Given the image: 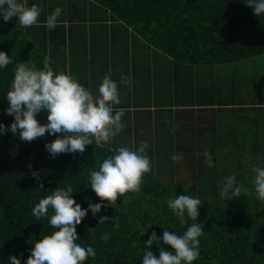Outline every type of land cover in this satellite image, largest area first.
Listing matches in <instances>:
<instances>
[{
	"label": "trees",
	"instance_id": "1",
	"mask_svg": "<svg viewBox=\"0 0 264 264\" xmlns=\"http://www.w3.org/2000/svg\"><path fill=\"white\" fill-rule=\"evenodd\" d=\"M245 2L28 0L29 6L34 3L42 9L36 25L25 28L16 17L5 22L0 16V51L13 60L0 69V124L7 129L13 122V117L6 114L9 107L6 94L17 63H34L40 69L48 56L54 72H65L62 56L68 51L74 60H80L76 75L81 79L78 82L87 87L86 70L81 65L92 52L86 42L82 43L85 47L72 43L65 21L72 24L114 19L131 30L135 50L153 49L172 60L175 67L212 68L264 55V16H254ZM57 7L62 13L57 18V27L49 30L46 18ZM196 74L195 82L199 84L210 75L207 71ZM251 74L241 68L231 70L226 78L212 85L216 88L215 96L207 92L211 89L209 84L205 88L206 109L212 113L215 106L225 108L232 106L227 103H234L242 107L247 101L254 102L249 104L255 112L253 125L243 124L244 115H240L235 128L238 138L233 131L222 137L191 139L195 148L184 146L181 137L168 139L161 149L163 153L151 155L154 166L144 174L140 192L118 197L114 206L105 201L100 212L93 216L89 211L76 227L77 243L96 250L95 257H89L83 264H142L144 245L153 232L158 238L164 230L182 235L193 223L186 216L188 223L180 225L167 207V200L179 195L201 201L195 223L203 224V234L199 238V257L193 264H264V201L254 193L242 192L238 198L226 201L219 196L224 177L234 174L237 184L251 187L252 166L264 167V132L258 130L260 125L264 129V100L259 98L260 85ZM36 119L41 125L46 124V111L38 113ZM125 120L126 113L122 123ZM131 133V127L126 126L109 143L87 145L84 153H63L54 158L44 146L56 139L55 135L45 133L32 142H24L19 138V130L16 134L11 131L0 134V264H9L10 256L25 264L34 241L55 231L47 217L37 220L31 211L50 191L71 185L72 198L82 209H87L89 203H101L91 190L89 169L98 170L115 148L133 149ZM220 145L228 146V150L219 148ZM205 151L212 157V167L205 162ZM174 154L182 159L174 162L171 159ZM33 172L39 174L38 179ZM100 217L109 220L99 225ZM105 234L109 238L102 240ZM161 248L171 251L162 240L149 250L158 257Z\"/></svg>",
	"mask_w": 264,
	"mask_h": 264
},
{
	"label": "clouds",
	"instance_id": "2",
	"mask_svg": "<svg viewBox=\"0 0 264 264\" xmlns=\"http://www.w3.org/2000/svg\"><path fill=\"white\" fill-rule=\"evenodd\" d=\"M245 5L252 9L254 16H264V0H246ZM41 11L34 3L29 6L28 0H0V16H3L5 22L16 17L21 27L36 25ZM61 13L62 9L57 7L47 16L45 24L49 30L57 27V18ZM12 63L9 55L0 51V69ZM50 65L51 58L48 56L44 58L40 69L34 63L16 64L10 90L6 94L9 105L6 114L13 117V122L7 129L0 124V134L6 131L16 134L19 130V138L24 142H32L45 133L55 135L57 138L44 146L54 158L63 153H84L85 146L106 144L123 131L126 125L122 123V117L126 109L113 108L121 101L118 83L111 78V73L103 77L97 87L98 95L94 96L71 74L54 72ZM119 85L131 91V77L121 76ZM41 111L47 113V123L43 125L36 119ZM147 148L146 141L140 142L135 150L128 147L115 148L113 154L99 164L98 170L89 169L91 190L101 203H89L87 209H82L72 198L74 190L71 185L55 188L40 199L32 208V215L37 220L47 217L48 224L55 231L34 241L25 264H83L89 257L94 258L96 250L93 247L77 243L76 227L89 211L93 216L100 212L105 201L114 206L118 197L141 191L144 174L151 171L150 158L145 153ZM203 155L208 167H212L209 152L205 151ZM171 159L176 162L182 157L174 154ZM252 171L254 177L251 187L237 184L234 174L224 177L219 191L220 198L225 201L234 200L243 192L245 195L254 193L257 199L264 201V167L253 165ZM32 175L38 179L37 172ZM200 205V199L189 195L167 200V207L180 225L187 224L188 219L193 223L187 226L182 235L164 230L163 236L158 238L153 232L144 245L142 264H193L198 259L203 224L195 221L199 216ZM108 220V217H100L99 225ZM146 231H141L139 235L143 236ZM108 238V234L101 237L102 240ZM161 240L171 251L161 248L157 257L149 249L153 244L159 246ZM9 264L21 262L15 256H10Z\"/></svg>",
	"mask_w": 264,
	"mask_h": 264
},
{
	"label": "crops",
	"instance_id": "3",
	"mask_svg": "<svg viewBox=\"0 0 264 264\" xmlns=\"http://www.w3.org/2000/svg\"><path fill=\"white\" fill-rule=\"evenodd\" d=\"M70 23L71 21H65L64 27L71 32L69 36L72 43L82 45L86 42L88 50L92 52L85 56L81 65V69L86 70V89L94 96L98 95V84L108 73L118 83L121 103L113 108L126 109L124 124L131 127L134 141L137 139V142L131 141L133 150L139 147L140 142L146 141L147 155L163 153L161 149L166 146L168 139L175 137L183 138L184 146L195 148L196 143L191 139L222 137L225 136L224 133L237 131L235 128L240 121V115H244L243 124L253 125L255 112L249 104L254 102L247 101V105L242 107L235 106L234 103H227L232 106L225 108L215 106L213 116L206 109V93L215 96L216 88H212V85L221 80L214 77L219 65L212 68H192L190 65L175 67L172 60L162 57L153 49L135 50L131 30L114 19ZM121 41V50L117 49L120 54H117L115 45ZM71 55L66 51L62 56L64 70L81 80L76 75L80 60H74ZM202 70L210 75L206 82L199 84L195 82L196 72H203ZM121 76L131 77V91L128 87L119 85ZM207 84L211 86L209 91L205 88ZM258 127L259 132H264L262 125ZM234 134L238 136L236 132ZM221 147L228 150L226 145H220L219 148Z\"/></svg>",
	"mask_w": 264,
	"mask_h": 264
},
{
	"label": "rangeland",
	"instance_id": "4",
	"mask_svg": "<svg viewBox=\"0 0 264 264\" xmlns=\"http://www.w3.org/2000/svg\"><path fill=\"white\" fill-rule=\"evenodd\" d=\"M121 46H122V41L119 44L115 45L116 52H118L117 54H120L119 51L121 50ZM117 49H119V51H117ZM123 56L124 55H122V57ZM70 60H72V59L70 58ZM123 66H124V63H123ZM240 68L243 71H246L247 74L252 73L251 75L254 77L255 82L257 83V85H260V88L258 86L259 98H261V100H264V55L257 56L255 58H250L248 60H244L241 62L224 64L222 66H219L218 70L214 74V77H216L218 79L226 78L229 75V73L231 72V70L237 71V69H240ZM255 76L258 77L259 80H257ZM262 113H264V112H262ZM261 118H262V116L260 117V119ZM247 149H249V148H247ZM150 159H151L150 162H151V167H152V166H154L153 165V163H154L153 162V156H150Z\"/></svg>",
	"mask_w": 264,
	"mask_h": 264
}]
</instances>
